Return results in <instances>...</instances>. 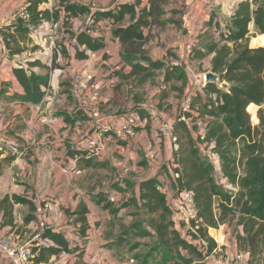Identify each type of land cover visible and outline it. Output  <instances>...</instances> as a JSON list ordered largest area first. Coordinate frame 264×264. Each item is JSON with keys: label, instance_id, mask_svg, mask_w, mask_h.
I'll use <instances>...</instances> for the list:
<instances>
[{"label": "trees", "instance_id": "1", "mask_svg": "<svg viewBox=\"0 0 264 264\" xmlns=\"http://www.w3.org/2000/svg\"><path fill=\"white\" fill-rule=\"evenodd\" d=\"M47 2L25 0L14 20L0 27L4 50L10 57L38 49L32 44V34L42 23L60 20L64 33L69 35L67 44L55 41L51 65L43 66L46 72L34 70V66L40 65L37 58L13 67L20 91H14L11 97L22 103L38 104L43 100L50 87L49 70L61 68L57 62L58 54L62 58L65 54L67 58V51L71 49L74 59L79 61L87 58L88 52L104 49L106 45L102 36H91L86 30L77 32L68 28L71 19L90 12L88 5L55 0V4L46 6ZM161 2L120 1L109 9L92 11V15L94 21L105 19L107 29L121 45V61L130 67L128 73L117 72L121 80H128L131 87L138 88L160 73L164 84L179 81L181 86L172 85L170 88L183 92L189 74L177 62L178 56L175 55L171 62L166 57L153 58L144 46L147 40L144 30L158 24ZM19 13L27 17H19ZM209 25H212V17ZM215 26L217 38H212L206 30L202 40L191 46L188 58L201 64L209 57L206 73H215L217 80L206 81L202 92L195 90L189 94V109L184 111L182 106L171 124L172 135L176 138L172 158L168 164L159 167V171H166L172 181L173 195L183 190L193 193L196 218L187 222L175 220L181 223L183 234L173 227L175 221L167 205L168 198L156 176L136 182L137 198H132V201L136 203L137 199L139 207L149 215L148 224L156 234L152 248L159 250L164 260H172L174 264H202L204 257L216 247V241L209 233L214 231L215 234L219 226L235 217L240 228L235 234L238 249L248 253V264H264V46H250L249 43L251 37L264 34L261 0L239 1L228 22L220 28L218 24ZM74 35L75 42H72L70 38ZM250 104L259 106L254 125L247 111ZM142 108L143 105L136 102L132 113L134 110L138 112L136 116L143 117L140 110H146ZM130 117L137 124V134L138 118L133 115L127 118ZM199 119L204 122L202 128L197 125ZM235 140L241 143L239 147ZM206 146H210L218 157L219 176L226 179L230 188H222L213 165L202 154L201 149ZM67 154L77 164L80 158L88 159L92 153L81 148L76 151L70 149ZM12 160L13 156H4L0 151V175ZM112 185L118 192L134 187V183L127 180L125 187L118 182ZM42 202L17 193L4 195L0 199L3 225H13L15 205L27 207L23 224L36 220ZM73 212L74 220L80 223L76 232L85 236L87 208L79 203ZM141 234L150 235L147 230ZM38 237L30 243V264L48 262L53 255L69 251V239L62 231H43Z\"/></svg>", "mask_w": 264, "mask_h": 264}, {"label": "crops", "instance_id": "2", "mask_svg": "<svg viewBox=\"0 0 264 264\" xmlns=\"http://www.w3.org/2000/svg\"><path fill=\"white\" fill-rule=\"evenodd\" d=\"M69 1H77L90 7L89 13L69 21L68 28L72 31L85 25L92 11L106 10L117 3L106 5L99 1L100 4L95 6L89 0ZM239 1L242 0H189V9L183 19V27L187 32L184 35L179 33L174 44L177 45L174 51H177L179 57L184 55L181 45L185 39L196 38L197 43L202 40V34L206 30L212 38H217L215 24H218V28L223 27ZM24 3L25 0H0V27L11 23ZM53 4L55 0H48L46 6ZM211 17L212 25H209ZM105 23V19H97L95 29L90 32L91 36L104 37V49L88 52L87 58L79 61L74 59L71 49L67 51V58L65 54L63 58L58 54L57 62L61 68L55 69L54 74L51 73L53 68L49 70L50 87L38 104L22 103L11 97L14 91H20L12 71L20 62V55L8 56L0 35V151L4 156H13V160L0 175V199L4 195L17 193L42 202L48 194L54 196L51 210L45 215L42 213V205L39 206L37 219L28 224H23L24 214L19 213L21 210L27 213L25 205L14 206L13 225H3L0 212V240L20 250L22 245L30 244L43 231L64 232L70 242L69 251L53 255L48 262L39 264H174L172 260L162 259L159 250L154 253V259L146 254L139 261L136 251L140 246L139 238L143 237L142 231H149L153 244L156 234L150 226L141 227V220L137 218L139 212L135 208L139 207V203L137 199L136 203L132 201V198H137L136 182L152 176H156L160 184L168 182V188H162V185L161 188L165 190L168 199L173 198V188L170 186L172 181L166 171H159V167L168 164L176 148L171 139L173 119L184 105L186 96L195 90L202 92L203 86H192L189 77L183 92L177 93L173 89L167 91V95L171 92L169 97L172 99L168 104L173 103V99L176 103L164 110L166 112L163 109L155 111L154 115L159 113L161 122L152 120L151 114L147 116L148 107L145 102L139 103L142 102V92H132L141 89L143 85L131 87L128 80H121L117 74L128 73L130 67L124 65L121 58L117 64L118 70L108 66L113 63L114 58L107 56L110 52L106 40L110 31ZM250 29L252 31V24ZM68 36L64 33L60 20L42 23L35 28L32 44L37 45L38 49L25 52L30 54L29 59H40V65L33 67L36 72L44 73L46 70L43 66L51 65L54 53L51 38L57 43L67 44ZM88 75L92 79L87 87L79 89V82ZM93 91L98 93L97 107L103 115L105 125L122 121L130 115H138L134 110V113L127 111L132 110L136 102L142 104V109L146 111L140 110L143 117L135 116L139 127L134 138L123 144L124 141H115L109 133H104V150L98 155L91 154L88 159L80 158L76 164L67 151L83 148L84 137L89 136L94 128L90 113L83 105V100ZM262 107L264 109V104ZM163 123L170 126L167 134L159 132ZM123 157L127 159L126 165ZM108 167L123 169L120 173H114L111 182H118L124 187L125 180L134 183L130 194L125 190L118 192L112 184L109 187ZM128 170L132 172L128 173ZM111 195L118 196V199L111 201ZM121 197L123 200L119 202ZM79 203L87 208L88 229L85 236L76 232L80 223L74 220L73 211ZM173 227L183 234L182 226L176 221ZM24 238L27 239L23 240ZM8 261L9 257L0 251V264ZM20 264L30 262L22 261Z\"/></svg>", "mask_w": 264, "mask_h": 264}, {"label": "rangeland", "instance_id": "3", "mask_svg": "<svg viewBox=\"0 0 264 264\" xmlns=\"http://www.w3.org/2000/svg\"><path fill=\"white\" fill-rule=\"evenodd\" d=\"M99 1L100 2L103 1L105 2L103 4L107 5L113 2L128 1V0H89L90 4L93 3L95 6L100 4ZM161 7H162V13L158 17V24H155L154 26H152L151 29L144 30V32L147 34V40L144 46L147 49L148 53L153 58L166 57L167 61L171 62V61H174L175 55L178 56V60L180 64L187 70V73L189 74V77L191 78L192 86L196 87V85H193V83L196 80L202 78L203 73H205L208 69V58H206L201 64L196 61L194 62L190 61L188 58V54H189V51L191 50V46L198 43V42L197 43L195 42L196 38L189 37V39H185V41L181 45L182 46L181 50L183 51V54H184L182 57L181 56L179 57L177 51H174L175 50L174 47L177 46V45L176 46L174 45L175 42H177L178 40L177 35L179 33H181L182 35L186 34L185 29L183 27V24H184L183 19L185 15L187 14V10L189 9V0H162ZM95 8H98V7H95ZM91 28L95 29L94 24L91 25ZM108 35L110 36H107L108 38L106 37L107 38L106 41H107V49L109 50L110 54L108 55L106 54V55L111 58L112 57L114 58L113 63L109 64L108 66L109 68H116L118 70L117 64L119 63L118 60H120L121 45L119 41L116 40L115 37H113L110 32L108 33ZM253 38L254 37L250 38V42H249L250 46L253 43L255 44V42L252 40ZM105 67L107 66L105 65ZM157 74L158 75L154 77L152 80L146 82L141 87V89H136V90H133L132 92H138V91L142 92V95H143L142 100H144L146 106L148 107V111H146L147 116L151 114V116H153L152 120H156V121L160 120L161 122L162 118L159 116V113L154 115L155 111H160L162 109L163 111L168 110L171 104L176 103L173 99V103L168 104V102L172 101V99H170L169 97V94L171 92L167 95V91L169 92L171 90L170 87L172 85L179 87L181 86V83L179 81L172 80L168 84H164L161 80L160 73H157ZM197 86L200 87V85H197ZM176 92L181 93L179 91H176ZM124 96L126 97L125 92H124ZM127 111H129L128 113L132 112V110L130 109H128ZM125 143L126 141L123 142V144ZM123 163L124 165L127 164L126 157H123ZM121 170H123L121 167L118 169H115V167H112V168L108 167L107 176L110 178L109 187L113 182V181L111 182V180H113L112 176L114 175V173L118 171L120 173ZM130 172L132 171L128 170V173ZM217 176H218V181L221 184L222 188L224 189L230 188L227 185L226 179L221 178L218 174ZM118 180H121V178L118 177ZM161 185H162V188H164V186L165 188L166 187L168 188V182L166 181H163ZM131 190H133L132 187H129L127 190V193L130 194ZM122 200H123V197L119 199V202ZM135 208L139 212L137 218L141 220L140 222L141 227L149 226L148 224L149 218H150L149 215L146 214L142 208L137 207V206H135ZM19 213L23 215L25 214V210H21L19 211ZM217 231L219 232L213 234L214 233L213 231V232H210L209 234L214 236L217 240H220L219 242L220 244H222L221 247H222L224 254H227L228 256L232 255L235 247L238 248L236 239H235L236 232L240 231V228L237 225V218L230 217L229 220L225 224L219 226ZM26 239L27 238H24L23 240H26ZM138 245L140 246H138V249L136 252H138L137 254H139L137 255L139 257V261H141L146 254L147 256L151 255V258L154 259V253H157L158 250H154V248H152L153 239L151 235L140 237ZM215 257H219V256L216 255ZM209 261L210 260H204L202 264H209L208 263ZM252 264H256V263H252Z\"/></svg>", "mask_w": 264, "mask_h": 264}, {"label": "built area", "instance_id": "4", "mask_svg": "<svg viewBox=\"0 0 264 264\" xmlns=\"http://www.w3.org/2000/svg\"><path fill=\"white\" fill-rule=\"evenodd\" d=\"M129 1V0H128ZM262 8L264 11V0H261ZM19 17L26 18L27 15L24 13H19ZM94 18L92 13H90L89 17L86 20L85 25L78 27L77 32L81 30H86V32L90 33L92 28L91 25L94 24ZM35 31L32 34V39L34 37ZM72 42H75V35L70 38ZM50 44L52 47H55V40L51 38ZM30 54L27 52H23L19 56V63H24L26 60L29 59ZM51 73H55V69L51 70ZM205 73H203L202 78L196 80L194 85L204 86L206 82ZM92 79L91 75H88L84 80L79 82V89H85L87 87V83ZM98 93L93 91L91 94L83 100V105L90 113V117L92 122L94 123V128L91 134L84 138L83 148L87 151L91 152L94 155L100 154L106 145L105 142V135L104 133H109L108 135L114 139L115 141H127L136 136V123L134 122V118H125L119 122H112L108 124H103V115L101 114L99 108L97 107L98 101ZM190 97L189 95L186 97L183 105V110L186 111L189 109ZM259 106L255 107L254 115L250 113L251 123L254 125L257 122V110ZM204 122L198 120L197 125H201L203 127ZM170 126L168 123L161 124L159 128V132L162 134H167ZM108 136V137H109ZM172 142H175L176 138L171 135ZM236 141L237 147L241 145L238 140ZM202 154L207 160L213 165L215 170L216 177L217 174L220 173V165L219 160L216 154H214L211 150L210 146H206L205 148L202 147L201 149ZM74 162L75 159L73 160ZM173 198H169L167 200L168 208L171 210L174 220L176 221H184L187 222L188 220L196 218V209L193 200V193L190 190H183L179 193H176L172 196ZM118 196L111 195L110 200L116 201ZM54 203V196L53 194H48L42 202V213L47 214L48 211L51 210L52 205ZM39 236V235H38ZM36 236L35 238H39ZM216 241V247L213 251L204 257V260H210L209 264H248L249 255L247 252L242 251L235 247L234 252L232 255L228 256L224 254L222 247L220 244V240H217L214 236L210 235ZM0 251L4 252L8 257L9 261L5 264H20L22 261H28V257L31 254V246L30 244H24L20 248L10 246L7 242L0 240ZM223 253V255H222ZM218 255L219 257H215ZM133 262V260H129Z\"/></svg>", "mask_w": 264, "mask_h": 264}, {"label": "bare ground", "instance_id": "5", "mask_svg": "<svg viewBox=\"0 0 264 264\" xmlns=\"http://www.w3.org/2000/svg\"><path fill=\"white\" fill-rule=\"evenodd\" d=\"M252 40L255 42V44L253 43L252 46H261V45L264 46V34H259L258 36L254 37ZM247 111L250 112L252 115H254L255 105L250 104L247 107ZM217 232H219V231H217Z\"/></svg>", "mask_w": 264, "mask_h": 264}, {"label": "water", "instance_id": "6", "mask_svg": "<svg viewBox=\"0 0 264 264\" xmlns=\"http://www.w3.org/2000/svg\"><path fill=\"white\" fill-rule=\"evenodd\" d=\"M206 81L215 82L217 80V75L213 72H207L205 74Z\"/></svg>", "mask_w": 264, "mask_h": 264}]
</instances>
